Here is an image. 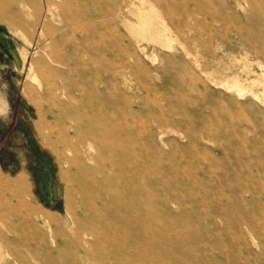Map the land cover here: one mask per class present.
I'll list each match as a JSON object with an SVG mask.
<instances>
[{
	"label": "rangeland",
	"instance_id": "1",
	"mask_svg": "<svg viewBox=\"0 0 264 264\" xmlns=\"http://www.w3.org/2000/svg\"><path fill=\"white\" fill-rule=\"evenodd\" d=\"M124 2L132 21L117 27L121 46L104 35L91 40V52L104 58L134 51L147 65V55H155L164 69L141 88L119 81L99 93L106 68L91 66V79L53 74L57 48L42 37L47 2L0 0V189L6 192L0 206L7 218L0 221V264H264V102L226 84L238 74L246 85L259 79L261 93L264 69L257 61L264 63V54L259 59L256 48H264V0H222L223 20L200 28L187 21L173 32L175 46L142 13L150 0ZM34 58L39 66L30 71ZM76 82L90 83L94 100L95 111L82 122L58 114L56 95ZM153 114L199 124L182 125L181 137L169 122L162 141L160 128L151 132ZM91 117H118L128 141L148 146L147 134L154 138L165 152L151 151L158 162L149 166L174 187L167 205L150 202V179L141 177L148 189L133 193L112 170L91 172L100 168L91 159V139L73 133L75 121L85 127ZM203 123L211 130H201ZM94 148L92 157L104 158L99 142ZM6 179L21 183L6 186Z\"/></svg>",
	"mask_w": 264,
	"mask_h": 264
},
{
	"label": "bare ground",
	"instance_id": "2",
	"mask_svg": "<svg viewBox=\"0 0 264 264\" xmlns=\"http://www.w3.org/2000/svg\"><path fill=\"white\" fill-rule=\"evenodd\" d=\"M33 1L34 3L36 2V0ZM110 1L111 4L108 3ZM150 1L152 2V6L147 11L143 10L142 13L147 15L150 14L151 20L158 23L163 33L167 36V38H165V43L169 42L170 46H175V44H177V38L173 32L178 31L187 21L190 25L200 28L201 23L206 20H223L222 0ZM205 1H209L211 5L205 6ZM45 2L48 3L49 10L43 22L42 37L50 39V43H53L57 48V52L53 57L54 66L52 67L53 74L60 77L61 80H69L72 76L91 79V66H95L99 69L106 68L109 74L102 80V86L96 88L100 93L104 90H108L109 87L116 86L119 81L123 82L128 88H131L134 84H138V88H141L142 81L158 78L159 69H164L162 64H158V57L155 55H147L151 62L150 65H147L142 62L141 57L134 51L130 52L125 50V52L121 53L112 52L107 55L108 57L104 56V58H101V54L94 53L95 51L91 52V40L96 43L101 40L104 35L107 38L111 36V38H113V36H115V40H111L112 46H121L123 36L118 32L117 27L119 24L122 25L123 23L132 21L130 14L125 12L124 0H41L42 4ZM91 2L95 7L93 11H91L89 6ZM104 6H106L108 10H104ZM26 14H31V12L28 11ZM197 14L201 16L200 19L197 18ZM262 21H264V18H262ZM262 21L261 24L264 25ZM202 33L204 34L205 32L202 31ZM210 34H212V32H210ZM116 35L120 36L116 37ZM185 48L184 46V49ZM98 50L101 51V49ZM256 50L259 53L258 58L260 59L264 54V48L261 46V48H256ZM257 63L264 69V63L261 60H258ZM38 66V60L34 58L30 63L29 69L30 71H34ZM245 69L248 73L253 71V68L249 67V65H245ZM142 71H145V73L143 77H140L139 73ZM30 76L33 77L32 74ZM248 79L249 76H247V80ZM243 80L242 76L238 74L233 76L232 80L228 81L226 84L231 90L234 89L238 96L249 92L254 97L264 102V84L261 93H259L255 88L257 84L261 83L259 79L251 80V83L248 82L249 85H246ZM133 94L137 96L136 93ZM133 94L128 95L130 99L131 97L136 98ZM56 97L58 101L62 103L61 111L58 113L61 118L73 116L75 120L82 122L85 114H91L92 111H95L93 107L94 100L91 98L90 83L84 84L76 82L74 90L63 88ZM101 117L99 119L91 117V123L85 122V127H78L76 121L73 125L75 128L73 133L76 137H80L84 131L87 133V137L91 139V143H89L91 159L99 162L98 166L100 167H91V172L96 169L101 173L108 169L112 170L128 189L131 188L133 193L135 190L148 189V187L140 181L141 177H143L145 181L150 179L151 193L147 190L150 194V202L156 203V201H160L164 205H167V203L173 199L174 187L170 188L168 185H165L164 182H161V178L154 173L155 169L149 166L150 164L152 165L153 161L158 162L157 157H151L149 155L151 151L155 155H159V157H162L160 153L165 151L155 143L154 138L150 134H147L149 137L148 146L140 142L137 143L134 140L128 141L127 134H130L128 132L129 129L124 124H120V127L118 126V117L113 118L114 121ZM151 118V123L153 125L151 127V132H153L154 127L160 128L158 137L161 138L162 141L165 140L162 139L165 131L164 128L169 122H173L176 126L180 127L176 128L174 131L181 137H183L184 131L181 128L182 125L188 128L190 127L189 125L199 124V120L197 119H194L191 123L181 120L175 121V117L170 115L160 116L153 114ZM111 123H116V125H109ZM106 124H108V126H106ZM206 126L211 130L210 123H203L200 129L206 131L208 129ZM185 135L186 134H184V136ZM187 137L189 139L188 143L193 145V139L190 135H187ZM95 141L99 142L100 146L104 148L106 154L103 156L104 158L99 155L92 157V152L95 149ZM169 142V148H174L176 141L170 139ZM71 162H78V160L77 158H72ZM167 164L168 163L165 165ZM168 167H174V163L170 164ZM14 183L18 186L21 180H4V185L6 186ZM5 196L6 192L0 189V201L5 198ZM0 221L7 222L6 215L3 213L1 206Z\"/></svg>",
	"mask_w": 264,
	"mask_h": 264
}]
</instances>
